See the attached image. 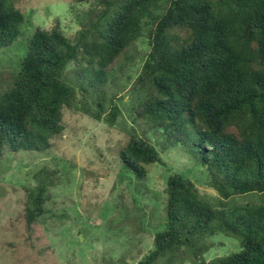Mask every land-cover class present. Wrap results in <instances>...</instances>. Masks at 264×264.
Wrapping results in <instances>:
<instances>
[{
    "label": "trees",
    "instance_id": "obj_1",
    "mask_svg": "<svg viewBox=\"0 0 264 264\" xmlns=\"http://www.w3.org/2000/svg\"><path fill=\"white\" fill-rule=\"evenodd\" d=\"M71 2L72 10L90 3L73 11L79 30L72 38L57 19L50 30L36 27L20 59L7 63L12 71L0 72V155L49 150L66 109L114 127L122 90L133 80V125L117 154L120 169L142 182L146 166L164 165L151 133L162 138L163 152L180 146L217 195L212 200L170 173L164 227L139 264H264V0ZM16 3L0 0V52L23 36ZM140 40L146 52L123 82L111 65L122 54L124 68L134 63L126 54ZM54 175L42 168L26 189L28 235L49 213ZM217 234L237 240L239 249L207 262Z\"/></svg>",
    "mask_w": 264,
    "mask_h": 264
},
{
    "label": "rangeland",
    "instance_id": "obj_2",
    "mask_svg": "<svg viewBox=\"0 0 264 264\" xmlns=\"http://www.w3.org/2000/svg\"><path fill=\"white\" fill-rule=\"evenodd\" d=\"M16 2L25 16L23 36L18 39L19 45L0 52V72L13 68L7 63L20 59L25 39L36 27L50 30L57 19L64 35L72 38L79 30L72 13L90 5L72 10L71 0ZM145 41L136 42V48L127 51L134 60L130 66L123 67L124 54L111 65L122 80L138 70L136 66L146 52ZM132 81L122 90L124 100L118 103L122 117L114 127L66 109L64 130L51 141L49 150L15 154L6 150L0 155V264H139L153 250L154 234L164 227L165 180L170 173L183 174L195 183L200 194L216 199V193L204 185V169L193 165L180 146L161 151L162 138L151 133L148 140L158 143L156 150L164 165L146 166L147 176L142 182L120 169L117 154L133 125L128 112ZM139 124L146 128L141 121L137 127ZM42 168L55 172L48 189L49 213L32 226L28 235L23 211L26 189L35 185L33 176ZM209 242L212 247L204 255L207 262L239 249L237 240L223 234Z\"/></svg>",
    "mask_w": 264,
    "mask_h": 264
}]
</instances>
